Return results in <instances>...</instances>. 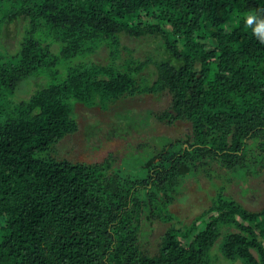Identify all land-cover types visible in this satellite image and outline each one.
Returning a JSON list of instances; mask_svg holds the SVG:
<instances>
[{
    "label": "trees",
    "instance_id": "1",
    "mask_svg": "<svg viewBox=\"0 0 264 264\" xmlns=\"http://www.w3.org/2000/svg\"><path fill=\"white\" fill-rule=\"evenodd\" d=\"M257 10L264 0H0V264H264V208L226 194H262L248 184L264 176V43L245 23ZM95 109L111 127L81 122ZM107 129L137 144L60 158ZM204 176L212 205L186 224L173 205Z\"/></svg>",
    "mask_w": 264,
    "mask_h": 264
},
{
    "label": "rangeland",
    "instance_id": "2",
    "mask_svg": "<svg viewBox=\"0 0 264 264\" xmlns=\"http://www.w3.org/2000/svg\"><path fill=\"white\" fill-rule=\"evenodd\" d=\"M134 42L135 41L125 39L124 44H127V45L129 44V46L135 47L136 44ZM153 43L154 42L150 40L141 42L140 43L141 47H139L141 53L144 54L145 52H148L151 49V46H153ZM40 83L44 84V81L40 80ZM151 103L152 102L146 104V103L140 102L138 104L135 103V105H137V107L142 108V109L144 107L155 109V105ZM86 111L87 113H82L83 119H81V122L85 123V122H88L90 118H92V121L97 118L99 120L101 119L102 121H105L107 128L112 126V123H110L112 116H110V114H107L105 116V114L101 110H98V109H95L94 111L93 110L92 111L86 110ZM134 120L136 119L127 120L129 122V126L126 123L125 126L117 125V127L114 126L111 129L113 131H115L116 128L118 129L121 128L123 130L128 128L130 130H133L132 128H134ZM141 130L139 131L140 136L144 137L145 135L148 134L147 132H144L145 128ZM107 131L108 129L104 131V135H108V136H103V135L96 136L92 134V135H89V137L87 138L84 135L82 136L81 133H79L78 135H75L74 138H70L69 140L65 141L61 145L62 147L60 148L62 150L58 152V154L60 155V158H68L70 160L88 161V160H91V158L98 157V155L103 154L104 149L107 144H108V148H111V149L119 148L120 149L121 147H124L126 151H128L129 145L131 142H134V144H137L136 141L126 142L128 138H125V137H123L125 138V140L119 139L117 136H114L115 133L113 134V132L110 133V131L109 132ZM177 131H180V130L177 129ZM126 154L124 153L122 157H125ZM118 156H121V155H118ZM248 184L255 185L256 187L258 185L260 189L262 190V194L255 193L252 196L253 198L256 199V203L250 202V201L247 202L246 199L242 196L241 194L242 185L241 184L239 186L234 185V184H229L226 188V194L232 195V197L235 198L239 203H242L243 205L251 208L252 210H260L264 208V176H262L261 178L252 177L251 181ZM243 188L245 187L243 186ZM215 194H216V188H214L213 183L210 182L207 176H204L203 178H201L200 181H197V179H194L189 184L186 199L177 204H174L173 210L177 215L180 216L181 220H183L186 224L191 223V221L196 216L200 215L203 211H205L212 205V198L215 196ZM169 225L168 224L159 225V230L164 232ZM229 230L237 231L231 228H229ZM212 253L215 256L216 255L222 256V252L219 249V245L215 246L212 249ZM219 262L220 261L217 262L216 260L215 264L216 263L218 264ZM222 264H229V262L225 261ZM235 264H242V263L238 261Z\"/></svg>",
    "mask_w": 264,
    "mask_h": 264
},
{
    "label": "clouds",
    "instance_id": "3",
    "mask_svg": "<svg viewBox=\"0 0 264 264\" xmlns=\"http://www.w3.org/2000/svg\"><path fill=\"white\" fill-rule=\"evenodd\" d=\"M245 23L253 28V34L261 43H264V17L260 14V10L247 13Z\"/></svg>",
    "mask_w": 264,
    "mask_h": 264
}]
</instances>
